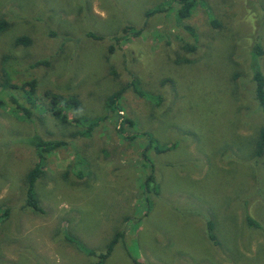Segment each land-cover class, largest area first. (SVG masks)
I'll use <instances>...</instances> for the list:
<instances>
[{"label": "rangeland", "instance_id": "374dc122", "mask_svg": "<svg viewBox=\"0 0 264 264\" xmlns=\"http://www.w3.org/2000/svg\"><path fill=\"white\" fill-rule=\"evenodd\" d=\"M168 2L0 0V81L1 59L11 55L37 97L72 95L75 115L105 116L82 137L80 126L42 108L28 121L0 107V264H264V152L250 157L262 113L249 70L256 40L264 51V0H196L180 22L173 10L144 15ZM128 25L139 35L114 41ZM19 35L30 44H14ZM37 59L47 63L30 67ZM263 61L264 53V73ZM119 88L123 116L169 146L148 149L152 167L142 163L144 139L128 142L105 114V98ZM33 132L66 142L34 182L41 211L24 204L35 156L16 142ZM148 173L157 193L142 192ZM245 211L260 229L247 226Z\"/></svg>", "mask_w": 264, "mask_h": 264}, {"label": "trees", "instance_id": "16d2710c", "mask_svg": "<svg viewBox=\"0 0 264 264\" xmlns=\"http://www.w3.org/2000/svg\"><path fill=\"white\" fill-rule=\"evenodd\" d=\"M171 1L172 0H169L167 6L156 5L146 9L144 15L150 16L158 12L173 10L175 20L180 22L190 15L191 9L195 5L196 0H175L176 6L173 8L171 6ZM6 26L7 20L0 19V32L3 31ZM182 26L190 33V35H192V37L194 36L191 26L187 24H183ZM121 31L122 37L115 36L114 41L118 39L128 40V36L136 37L141 32V29H134L132 26L128 25L122 27ZM88 36L93 39L102 38L100 35L91 32H88ZM13 43L16 45L27 46L30 44V38L25 35H19L14 39ZM184 48H186V50L193 51L195 46L185 44ZM109 49L113 50L112 45L109 46ZM263 53L264 51L262 44H260V40H256L255 43L250 47L249 55L253 56L255 61L253 62L251 59H249V70L250 81L252 83V95L256 102L257 109L260 111V113H262V122L257 130L256 138L253 143L250 155L252 160H257L264 152V73L262 72L260 65V58ZM14 58L15 57L11 55H4L1 59L2 78L0 81V107L6 108L10 113L21 118H25L28 121L32 120L31 116L33 112L42 108L47 111L54 119L62 123L69 122L80 126L81 129H78L77 133L82 137L90 136L94 127L98 125L100 120L105 118L104 115L94 118L75 115L72 111H75L77 108L78 100L77 97L72 95L65 96L56 92L45 90L40 97H37L35 95L33 82L31 80H19L17 78L19 75H16V70L14 68L15 63L13 64L12 62ZM175 61L179 63H187L190 62V59L188 57H177L175 58ZM46 63L47 61L45 59H37L30 65V67H38ZM237 76V74H233L234 78ZM130 84L136 93L143 95L142 91L137 89L135 82L133 83V81H131ZM122 91L123 88H119L107 95L104 101L105 114L106 116L107 113L115 116L117 131L128 142H134L138 138L144 139V145L140 150L143 159L142 163L143 165L148 164L150 167H152V161L146 154L148 149L153 150L155 153H159L166 150L169 146H160L151 133L141 130L139 131L137 128H135V123L130 118L123 116L121 105ZM71 112L73 115L71 114V118H68L67 114H70ZM126 127L129 129L124 134L123 130ZM18 141L21 142V144L27 145L29 150H32L35 156L32 166L27 170L24 176V204L35 211H41V208L38 205L34 195V182L42 173L43 162L45 161L47 154L51 150L61 145H65L66 142L59 139H45L35 132L27 136H21L20 138H17L16 142ZM146 190L151 191L152 193H157V183L152 173H148L144 178L142 192L145 193ZM243 219L248 227H254L258 229L261 228L260 223L253 219L246 211L243 213ZM119 235H121L120 232H115L106 244L104 251L97 254V263H100L108 256ZM208 238L212 241L215 239V236L211 231H208Z\"/></svg>", "mask_w": 264, "mask_h": 264}]
</instances>
